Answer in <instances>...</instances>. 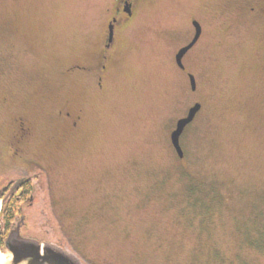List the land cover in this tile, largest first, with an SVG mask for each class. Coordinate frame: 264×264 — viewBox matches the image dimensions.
<instances>
[{"label":"rangeland","instance_id":"1","mask_svg":"<svg viewBox=\"0 0 264 264\" xmlns=\"http://www.w3.org/2000/svg\"><path fill=\"white\" fill-rule=\"evenodd\" d=\"M113 6L0 0V99L36 104L32 151L52 188V210L39 213L47 195L27 210L30 232L81 264H264V0H136L97 88L76 65ZM193 19L191 91L174 55ZM195 102L179 158L170 131ZM14 111L0 110V148Z\"/></svg>","mask_w":264,"mask_h":264},{"label":"flooded vegetation","instance_id":"2","mask_svg":"<svg viewBox=\"0 0 264 264\" xmlns=\"http://www.w3.org/2000/svg\"><path fill=\"white\" fill-rule=\"evenodd\" d=\"M135 2L136 0H114L110 18L106 21L102 37L94 48L89 64L76 65L77 72L91 76L97 88L102 86L103 76L108 70V63L111 60L109 51L114 46L117 31L122 24H126L132 18ZM198 40L199 38L183 55V68L175 63L179 70L186 72L184 58ZM68 72L74 73L71 70ZM60 105L57 111L58 117L61 115L63 120H67L69 126L75 129L79 120L82 119L81 115L73 114L67 101H63ZM12 107L15 111L4 122L5 131L1 136L3 148H0V231L3 233V239L10 231H13L23 238L39 240L38 235L30 232L27 210L33 208L36 195H47V202H43L42 196L39 198L38 210L41 215L53 209L49 168L47 164H42L32 151L37 124L29 113L31 107L35 108L36 104L11 102L8 96H2L0 110L3 112Z\"/></svg>","mask_w":264,"mask_h":264},{"label":"water","instance_id":"3","mask_svg":"<svg viewBox=\"0 0 264 264\" xmlns=\"http://www.w3.org/2000/svg\"><path fill=\"white\" fill-rule=\"evenodd\" d=\"M194 28L191 39L178 48L174 55L175 63L183 68V55L195 44L201 33V25L197 20H192ZM190 90L196 89L195 77L192 73L187 74ZM201 108L199 102L193 103L186 114L178 118L174 128L171 130L169 139L171 146L179 158L183 157V150L179 142V137L185 126L190 123L195 114ZM6 256L0 255V264H81L80 260L71 252L63 249L61 246L39 242L34 239L23 238L17 232L10 231L4 242Z\"/></svg>","mask_w":264,"mask_h":264},{"label":"trees","instance_id":"4","mask_svg":"<svg viewBox=\"0 0 264 264\" xmlns=\"http://www.w3.org/2000/svg\"><path fill=\"white\" fill-rule=\"evenodd\" d=\"M189 190L192 192V190H194V186L189 185ZM2 240H3V233L0 231V245H2Z\"/></svg>","mask_w":264,"mask_h":264}]
</instances>
